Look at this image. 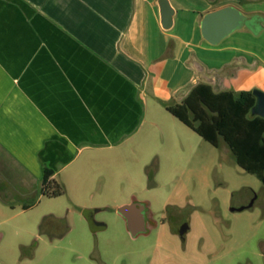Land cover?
<instances>
[{
	"label": "crops",
	"instance_id": "crops-1",
	"mask_svg": "<svg viewBox=\"0 0 264 264\" xmlns=\"http://www.w3.org/2000/svg\"><path fill=\"white\" fill-rule=\"evenodd\" d=\"M170 3L166 30L159 0H0V194L12 198L5 204L42 190L45 168L65 194L95 192L100 156L129 160L136 146L152 143L157 114L164 108L176 118L167 107L199 84L264 92V0ZM228 5L253 27L211 45L202 18ZM156 152L145 160L160 158Z\"/></svg>",
	"mask_w": 264,
	"mask_h": 264
},
{
	"label": "rangeland",
	"instance_id": "rangeland-1",
	"mask_svg": "<svg viewBox=\"0 0 264 264\" xmlns=\"http://www.w3.org/2000/svg\"><path fill=\"white\" fill-rule=\"evenodd\" d=\"M156 119L152 143L136 146L129 160L100 156L91 194L50 198L38 190L11 208L3 191L0 264H264L262 181L223 140L214 147L164 108ZM151 151L160 158L145 160ZM135 201L155 226L132 237L118 210ZM180 224L188 228L184 242Z\"/></svg>",
	"mask_w": 264,
	"mask_h": 264
},
{
	"label": "trees",
	"instance_id": "trees-1",
	"mask_svg": "<svg viewBox=\"0 0 264 264\" xmlns=\"http://www.w3.org/2000/svg\"><path fill=\"white\" fill-rule=\"evenodd\" d=\"M255 104L253 91L216 93L199 84L181 104L167 110L214 147L223 140L237 164L264 184V118L252 114ZM53 174L45 168L42 177V194L50 198L66 193L64 186L51 180Z\"/></svg>",
	"mask_w": 264,
	"mask_h": 264
},
{
	"label": "water",
	"instance_id": "water-1",
	"mask_svg": "<svg viewBox=\"0 0 264 264\" xmlns=\"http://www.w3.org/2000/svg\"><path fill=\"white\" fill-rule=\"evenodd\" d=\"M159 6L162 26L168 30L173 25L175 10L170 0H159ZM254 22L253 18L247 16L239 8L233 5L223 6L203 16L201 34L209 44L218 45L233 32L243 28H252ZM253 93L256 97V104L252 114L264 118V92L254 90ZM146 209V205L139 201L122 205L119 208L118 212L126 220L132 237L147 232ZM232 210L235 211V209Z\"/></svg>",
	"mask_w": 264,
	"mask_h": 264
},
{
	"label": "flooded vegetation",
	"instance_id": "flooded-vegetation-1",
	"mask_svg": "<svg viewBox=\"0 0 264 264\" xmlns=\"http://www.w3.org/2000/svg\"><path fill=\"white\" fill-rule=\"evenodd\" d=\"M148 213L150 214V212L146 209V220H147V224H146L147 232L146 233H150L155 226L153 224V221H152V215L149 216ZM94 214H95V212H91V217H93ZM92 222L96 224L94 219ZM181 229H183V230L180 232ZM187 231H188V228L186 226L180 224L178 226V228H176L175 232H176L177 236L179 237V239H181L184 242L185 241V235H186ZM146 233H143V234H146Z\"/></svg>",
	"mask_w": 264,
	"mask_h": 264
}]
</instances>
